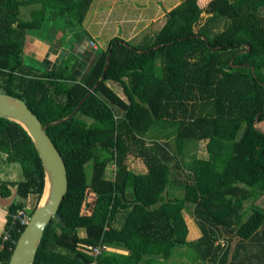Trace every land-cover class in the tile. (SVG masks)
<instances>
[{
	"label": "trees",
	"instance_id": "16d2710c",
	"mask_svg": "<svg viewBox=\"0 0 264 264\" xmlns=\"http://www.w3.org/2000/svg\"><path fill=\"white\" fill-rule=\"evenodd\" d=\"M93 1L0 0V92L43 125L69 117L46 130L69 186L34 264H186L182 249L187 264H264V0H181L149 37L80 52ZM30 34L51 55L64 48L62 65L27 53ZM0 154L22 175L0 185L2 197L17 185L9 229L29 197L38 205L44 173L27 132L3 118ZM99 245L110 249L95 256ZM14 248L0 252L5 264Z\"/></svg>",
	"mask_w": 264,
	"mask_h": 264
},
{
	"label": "water",
	"instance_id": "95a60500",
	"mask_svg": "<svg viewBox=\"0 0 264 264\" xmlns=\"http://www.w3.org/2000/svg\"><path fill=\"white\" fill-rule=\"evenodd\" d=\"M246 47L248 51L251 49L248 45ZM109 59L110 55L100 81L105 77ZM0 118L19 124L27 132L43 167L42 197L20 235L8 263L34 264L44 231L58 213L69 186L66 164L46 130L49 126L59 124L69 117L43 125L23 100L0 92Z\"/></svg>",
	"mask_w": 264,
	"mask_h": 264
},
{
	"label": "rangeland",
	"instance_id": "374dc122",
	"mask_svg": "<svg viewBox=\"0 0 264 264\" xmlns=\"http://www.w3.org/2000/svg\"><path fill=\"white\" fill-rule=\"evenodd\" d=\"M126 0H123V2H119L115 0V3H117L116 5H114V7L112 8V11H115V16L118 17V21H116V19H114L113 17H109V22L107 21V25L106 24H96V23H92L93 26H89V29L91 28V32L89 30V34L94 35L96 32L95 30H98L99 27H102L103 30H101V37L100 39V44L104 45L105 44V38L111 37L112 34H117L120 36H128L130 37V41L131 43L135 44V42L139 41L140 39L147 38L150 36V34H153L157 31L160 30V28L162 27V25H164L165 23V19L161 18L158 19V21H156L155 25H152L151 27L149 26V24L147 23V21L145 20L146 18H150L151 13L153 12V10L156 7L157 2H161V7H158L160 9H167V6L173 5V1L174 0H150V3L148 4V6L144 5V0H130L131 2H129L130 5H132L131 9L130 7H128V12L125 14V16H122V14L124 15V9H125V5L122 6V4H125L127 2H125ZM210 0H198V3L200 5V7H206V5L209 3ZM108 5H110V3H106L103 6V9H105V11L108 8ZM26 9H23V13L26 16ZM142 12L143 15H141L140 18H138V13ZM104 15V14H103ZM96 16H98V18L100 19L102 14H96ZM89 17V16H88ZM139 19L138 23L136 22V20ZM88 20V18H87ZM92 21H94L92 19ZM135 22V23H133ZM142 27L143 30L142 31H138L139 29H141ZM70 37H67L66 41L69 40ZM102 47V46H101ZM26 51L27 53H31L29 52V46H27L26 44ZM117 88V93L121 96H123V93L121 91L120 88ZM257 127L261 130L264 131V122L261 124H258ZM206 151V145L204 142H202L199 146V156H204V154ZM3 159H6L4 155L0 154V161L3 162ZM5 168L6 165L3 164L2 167L0 166V171L2 168ZM143 167V165L140 162H132V168L134 170H141ZM5 173H13L12 176L14 179L19 180V178L22 176L21 175V169L20 166H18L17 164H13L11 165V167L6 168ZM13 171V172H12ZM4 173L0 172V178H6L5 176H8ZM36 197H32L29 201H28V205L29 208L32 209L34 206H36ZM263 203H264V199H263ZM184 218L185 221L187 223L188 226V236H187V240L192 242V241H196L198 239V237L201 235L200 233V229L197 226L196 222L194 221V219L191 218L190 214L185 213L184 214ZM81 235L83 236L84 233L81 232ZM182 258L175 256V261L177 262H183V263H189L190 261H188L187 256H185L187 254V252H185L184 249H182Z\"/></svg>",
	"mask_w": 264,
	"mask_h": 264
},
{
	"label": "crops",
	"instance_id": "0c3cea01",
	"mask_svg": "<svg viewBox=\"0 0 264 264\" xmlns=\"http://www.w3.org/2000/svg\"><path fill=\"white\" fill-rule=\"evenodd\" d=\"M116 1H119V2H123V0H116ZM133 1V0H132ZM135 1V0H134ZM181 0H174L173 1V5H170V6H167V9H160L158 7H161V2H157L156 4V7L155 9L153 10V12L151 13V16L150 18H146L145 20L147 21V23L149 24V26L151 27L152 25H155L156 21H158V19H165V15L167 12H169L173 7H175L176 5H178L180 3ZM110 3V5H108V8L107 10L105 11V9H103V6L106 4V3ZM125 4H122L125 5V9H124V15L122 14V16H125V14L128 12V7H132V5L129 4V2H131L130 0H126ZM150 3V0H144V5L145 6H148V4ZM117 3H115V0H94L90 6V9L89 11L87 12V15L85 17V21H84V28L88 34V38L83 41L82 44H80L78 50L80 52L84 51L85 47L89 46L90 47V42H94L95 45H97V47H103L105 48L112 39L116 38V37H119L125 41H130V37L128 36H120V35H117V34H112L111 37H108V38H105V44L104 45H101L100 44V37H101V30H103L102 27H99L98 30H95V34L94 35H91L89 34V30L91 32V28L89 29V26H93L92 23H96L99 25L100 24H106L107 21L109 22V17H113L114 16V19H116V21H118V17L115 16V11H112V8L114 7V5H116ZM96 14H102L101 18L99 19L98 16H96ZM104 14V15H103ZM141 15H143L142 12L138 13V18L141 17ZM89 16V17H88ZM88 18V20H87ZM92 19L94 21H92ZM107 19V21H106ZM139 19L136 20V22L138 23ZM92 22V23H91ZM135 23V22H133ZM107 25V24H106ZM163 26V25H162ZM144 27H142L141 29H139L138 31H142ZM70 38L72 36H69ZM69 38V40H70ZM27 46H29V52H31L32 56L36 57L37 59L39 60H42L44 63H46L45 61H47L48 66H50L51 68H55L57 66H61L62 65V59H61V55L62 53H64V48H60L58 53L54 56V55H51V51H50V45L47 44L46 42L42 41L39 37L35 36V35H28V38H27V42H26ZM68 55V51H66L65 53V56ZM82 64L84 65H87V63L80 59L79 60ZM11 166H6L5 168L3 167L1 169V173H5V169L6 168H9ZM144 169V167H142ZM142 169V170H143ZM13 172V171H12ZM14 173V172H13ZM13 173H8L6 175L8 176H5L6 178H0V185L1 183H18L19 181H21V178H19V180H16L13 178L12 174ZM8 188L10 189L11 191V194L10 196L8 197H2L0 196V237L2 236L5 228H6V225H7V218H8V214H9V207L11 206V204H13L14 202L18 201L19 200V197H18V194H17V185H8ZM32 198L29 197L28 201ZM27 207H29L28 205V202H27ZM200 237V236H199ZM198 237V238H199Z\"/></svg>",
	"mask_w": 264,
	"mask_h": 264
},
{
	"label": "built area",
	"instance_id": "2783aa9c",
	"mask_svg": "<svg viewBox=\"0 0 264 264\" xmlns=\"http://www.w3.org/2000/svg\"><path fill=\"white\" fill-rule=\"evenodd\" d=\"M91 45L94 46V43L91 42ZM29 209H30L29 207H26V209H20L15 214H13L10 228L9 229L5 228L2 236L0 237V252L5 249V245L8 242H10L11 245L14 244L16 246L18 240L12 239L10 231L15 228L16 232H20L21 227H26L31 217L29 214ZM9 249H12L11 246ZM108 249L110 248L107 246L99 245L91 248V251L93 255L99 256L103 253V251ZM0 264H5V262L1 258V255H0ZM92 264H97V263H92Z\"/></svg>",
	"mask_w": 264,
	"mask_h": 264
}]
</instances>
